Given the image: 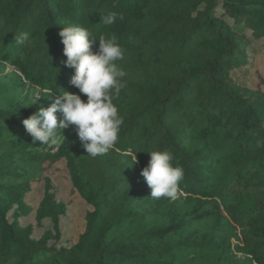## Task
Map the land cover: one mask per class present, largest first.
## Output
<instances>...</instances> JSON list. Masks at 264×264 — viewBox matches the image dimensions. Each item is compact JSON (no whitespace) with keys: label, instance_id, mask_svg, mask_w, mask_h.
<instances>
[{"label":"trees","instance_id":"16d2710c","mask_svg":"<svg viewBox=\"0 0 264 264\" xmlns=\"http://www.w3.org/2000/svg\"><path fill=\"white\" fill-rule=\"evenodd\" d=\"M254 40L264 0H0V92H37L0 105V264H264V63L235 77ZM19 153L65 162L75 242L50 177L25 202Z\"/></svg>","mask_w":264,"mask_h":264},{"label":"rangeland","instance_id":"374dc122","mask_svg":"<svg viewBox=\"0 0 264 264\" xmlns=\"http://www.w3.org/2000/svg\"><path fill=\"white\" fill-rule=\"evenodd\" d=\"M249 65L242 68L240 73H235L236 80L245 86H250V78L253 75L254 69L264 63V43L262 40H254L249 48ZM37 93L36 90L29 88L26 85H14L9 86L5 91L0 92V105L9 107L18 101H24L29 94ZM74 104V101H72ZM75 111V107L73 109ZM63 119L66 124L63 129L66 132L70 131L75 125L76 116L72 115L68 110L62 112ZM77 117L81 118V114L77 112ZM64 134L56 137L50 145L55 147L61 141ZM8 146L3 143L0 147V152L7 149ZM56 149L50 150L51 152ZM20 173L25 179L37 180L31 183L32 190L25 196V202L33 209L36 208L41 195H42V178L48 176L51 178L55 187L57 197L67 204V215L61 224V231L63 234V242L71 243L75 242L78 235L84 229V214L88 209V206L80 198V196L72 191L71 183L68 178V172L63 160L57 161L54 164L49 162L40 163L36 160H31L19 153L16 155ZM26 224H31L34 227V235L39 237L42 230L48 227L47 223H44L42 227H38L35 224L34 214H30L23 220Z\"/></svg>","mask_w":264,"mask_h":264}]
</instances>
